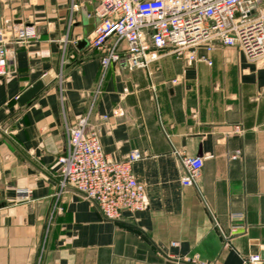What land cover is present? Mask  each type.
Wrapping results in <instances>:
<instances>
[{
	"label": "crops",
	"instance_id": "1",
	"mask_svg": "<svg viewBox=\"0 0 264 264\" xmlns=\"http://www.w3.org/2000/svg\"><path fill=\"white\" fill-rule=\"evenodd\" d=\"M101 1L0 0L4 25L34 26L38 34L8 46L10 74L0 77V264L264 259V65L238 47L218 45L198 51L211 66H189L167 52L149 70L120 62L104 72L106 50L91 46ZM39 81L43 89L21 105L18 98ZM85 117L87 132L97 134L112 160L144 154L133 165L144 211L112 221L72 187L58 195L66 125ZM183 156L204 158L196 186L182 183ZM235 213L244 219L233 221ZM235 225L245 229L226 245L223 234Z\"/></svg>",
	"mask_w": 264,
	"mask_h": 264
},
{
	"label": "built area",
	"instance_id": "2",
	"mask_svg": "<svg viewBox=\"0 0 264 264\" xmlns=\"http://www.w3.org/2000/svg\"><path fill=\"white\" fill-rule=\"evenodd\" d=\"M264 0H102L94 10L97 27L91 38L96 50H106L102 58L104 72L113 63H123L128 70H149L164 53L184 57L189 66L204 62L198 51L212 52L219 46L238 47L246 56L264 65ZM76 6H72L74 10ZM38 37L34 26L4 25L0 13V77L9 76V49L12 43L21 46ZM68 38L60 46L59 84L62 102L64 71L68 60ZM122 44L125 49L121 51ZM173 80L172 84H177ZM88 118L75 125H66L67 144L60 157V191L74 188L99 210L103 218L123 219L124 212L138 213L146 208V194L134 176L133 165L144 157L130 152L121 161L112 160L104 151L96 133H88ZM237 151L235 158L240 155ZM184 186H196L204 167V158L183 156ZM20 194L30 193L19 190ZM241 221L244 214L231 215ZM235 225L225 235L226 245L233 234L244 230ZM245 264H264L260 254L250 256Z\"/></svg>",
	"mask_w": 264,
	"mask_h": 264
},
{
	"label": "water",
	"instance_id": "3",
	"mask_svg": "<svg viewBox=\"0 0 264 264\" xmlns=\"http://www.w3.org/2000/svg\"><path fill=\"white\" fill-rule=\"evenodd\" d=\"M43 87H44V84L42 81L37 82L18 98V102L21 105L27 104L43 89Z\"/></svg>",
	"mask_w": 264,
	"mask_h": 264
},
{
	"label": "rangeland",
	"instance_id": "4",
	"mask_svg": "<svg viewBox=\"0 0 264 264\" xmlns=\"http://www.w3.org/2000/svg\"><path fill=\"white\" fill-rule=\"evenodd\" d=\"M263 9H264V5H262Z\"/></svg>",
	"mask_w": 264,
	"mask_h": 264
}]
</instances>
